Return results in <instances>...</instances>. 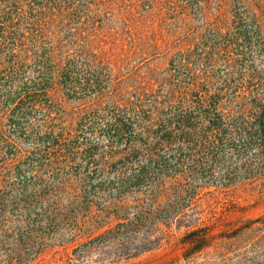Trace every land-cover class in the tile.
<instances>
[{"label": "trees", "instance_id": "trees-1", "mask_svg": "<svg viewBox=\"0 0 264 264\" xmlns=\"http://www.w3.org/2000/svg\"><path fill=\"white\" fill-rule=\"evenodd\" d=\"M82 1L0 0V246L9 238L17 237L20 241L25 233L29 236L30 232H39L41 237L52 235L54 246L60 248L52 251L48 264H84L93 253L102 256L96 264H124L158 248L161 237L155 234L159 232V225L168 226L177 220V228L186 229L182 241L191 245L186 255L189 256L208 246L212 236L208 227H197L194 221L180 222V213L161 205L155 190L163 178L171 176L170 179L179 182L175 175L169 176L160 170L168 161L160 159L154 151L159 153L163 143L190 144L197 138L218 142L223 137H233L223 132L221 127L225 126L264 128V72L244 76V68L250 66L231 58L223 77L208 79L220 83L222 89L201 91L198 80L188 82L179 91L174 88L165 93L162 89L147 92L145 85L144 91L130 93L109 108L93 110V105L109 97L111 92H105L102 74L92 72L90 67L82 74L79 68L88 59L100 65L101 54L86 47L81 42L83 39L76 46L58 43L51 28L56 16L72 15L91 7ZM155 1L150 0V8ZM173 1L176 0H165L175 10L183 11L197 3V0ZM227 1H230V13L226 17L236 32H231L230 38L228 26L215 30L209 37H201L200 45L217 51L216 55L234 44L239 47L244 42L250 43L249 28H259L255 21H248L251 13L243 0H221L217 14ZM136 2L135 7L142 9V0ZM197 8L205 19L198 3ZM222 38H225L223 44L219 42ZM205 53L204 58H209V53ZM230 82L240 88L232 90ZM148 86L152 88L153 84ZM52 98L57 99L56 106H61L62 101L82 102L80 111L91 109L81 120L86 119L87 125L78 124L75 129L50 126L40 131L43 135L39 136L33 121L43 116ZM172 102L190 103L195 106V115L179 108L183 112L172 114L174 122L153 124L150 114L156 112V117L159 116L158 111ZM45 117L52 119L51 112ZM98 124L104 128L105 145L86 143L88 149L81 166H98L93 161L98 155L100 158L120 156L122 160L142 152L141 160L130 158L137 170L113 174L83 170L81 174L46 175L33 169L34 162H26L31 155L49 162L51 156L60 157L62 152L73 155L72 140L80 137L81 128L87 126L92 130ZM203 127L216 128V131L207 134ZM93 134V131L86 133ZM257 135L258 132L247 134L248 137ZM44 142L57 143L56 148L45 146L44 149ZM158 161L161 162L159 169H153ZM94 232L100 233L94 237ZM70 246L71 253L67 251ZM4 258L5 264L21 263L18 256Z\"/></svg>", "mask_w": 264, "mask_h": 264}, {"label": "rangeland", "instance_id": "rangeland-1", "mask_svg": "<svg viewBox=\"0 0 264 264\" xmlns=\"http://www.w3.org/2000/svg\"><path fill=\"white\" fill-rule=\"evenodd\" d=\"M243 1L250 9L248 21H255L259 28H249L250 43L244 42L239 47L234 44L225 52L220 50L217 55V51L200 45L203 41L201 37H209L215 30L226 29L228 26L230 38L231 32H236V27L226 17L230 13V1L223 3L221 13L217 14L221 0H197L198 7L206 15L204 19L201 18L202 11H196L197 3L183 11L175 10V6L165 0H156L152 8L148 4L150 0H142V9L135 7L136 0H83L81 3L91 4L89 9L72 15L56 16L51 28L54 40L58 43L76 46L83 39L81 42L86 47L101 54L100 65L88 59L79 68L85 74L90 67L92 72L102 74V80L106 81L105 92H111L109 97L112 100L104 97L93 105V110H101L111 107L115 101L125 99L130 93L144 91L142 88L145 85L147 92L162 89L165 93L174 88L179 91L188 82L198 80L201 91L222 89L220 83L208 79L223 77L228 71L231 58L252 67L251 70L250 67L244 68V76L247 73L262 74L264 0ZM121 7L126 8L125 12ZM161 7L165 10H160ZM230 38L227 39L230 41ZM223 39L219 42L222 43ZM205 51L209 53L207 59L204 58ZM149 84H153V87ZM230 84L232 90L240 88L236 83ZM50 100L53 102L51 105L49 103L48 109L44 107L43 116L39 115L37 121H33L39 136L43 135L40 131L50 126L75 129L78 124L87 125L86 119L81 120L90 114L91 109L80 111L82 102L62 101L61 106H56L57 99ZM179 108L195 115V106L190 103H166L158 111L159 116L156 117V112L150 114L153 117L152 123L174 122L172 114L183 112ZM48 112H51L52 119H46ZM221 128L223 132L234 136L223 137L218 142L197 138L190 144L163 143L159 153L154 151L160 159L168 161L166 167L160 170L166 175H175L179 182L177 184L176 179H170L171 176L164 177L163 182L156 187V197H159L166 210L182 215L180 222L194 221L197 227H208L212 236L208 246L186 256L191 250L190 243L182 241L186 229H178L177 220H173L168 226L159 225V232L155 234V237H161L158 248L124 264H264V128L252 125ZM81 129L80 137L72 140L75 144L70 145L73 147V155L62 152L60 157L51 156L50 162L31 155L26 158V162H34L33 169L46 175L81 174L83 170L112 174L137 170L136 164L130 163V158L141 160L142 152L122 160L120 156L109 158L105 155L100 158L98 155L93 158L98 166H81L88 149L86 143L92 146L105 145L102 141L103 126L98 124L92 130H88L87 126ZM202 130L211 134L216 128L203 127ZM90 131L94 134L86 135ZM255 132H258L257 136H247ZM56 134L54 132L53 135L56 137ZM56 145L44 142L42 148H56ZM136 146L139 147V144ZM49 152L53 151L50 149ZM71 160L74 161L69 163ZM160 161L153 169H159ZM32 227L37 230L35 225ZM99 233L94 232V237ZM25 234L20 241L12 237L0 246V264H5L6 255L20 257V264H48L52 251L60 250L54 246L52 235L41 237L39 232H30L29 236ZM67 251L71 253L72 247H68ZM37 254L39 257L36 259ZM101 257L93 253L88 263L84 264H96Z\"/></svg>", "mask_w": 264, "mask_h": 264}]
</instances>
